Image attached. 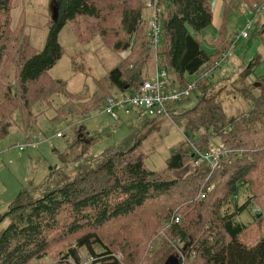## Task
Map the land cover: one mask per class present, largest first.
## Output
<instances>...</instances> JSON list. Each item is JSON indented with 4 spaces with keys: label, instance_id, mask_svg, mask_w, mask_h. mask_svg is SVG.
<instances>
[{
    "label": "trees",
    "instance_id": "obj_1",
    "mask_svg": "<svg viewBox=\"0 0 264 264\" xmlns=\"http://www.w3.org/2000/svg\"><path fill=\"white\" fill-rule=\"evenodd\" d=\"M13 1L0 0V100L13 108L7 113L3 107L8 103L0 106V140L10 133V116L15 113L20 121L15 124L28 135L42 114L35 110L58 95L68 102L55 110L53 123L76 115L75 109H83L80 115L84 119L108 97L147 80L146 69L156 54L170 72L171 86H184L198 78V95L193 107H178L191 95L171 110L176 123L183 121L186 142L171 152L165 171L192 164L190 174L173 178L165 171L149 169L147 155L140 147L146 136H140V131L123 146L99 157L84 162L77 159L78 176L74 180L64 175L58 179L55 172L56 187L47 188L36 199L31 191L19 193L0 216V225L9 221L0 230V264H30L55 252L61 256L60 264H83L82 250L93 259L91 264H121L115 256L118 249L130 251V264H138V258L143 264H264V78L250 82L261 61L256 57L234 79L242 84L234 88L247 106L246 112L230 117L224 111V101L218 99L227 87L212 94L217 84L205 77L230 51L226 19L238 1L224 0L225 17L213 54L204 50L197 38L213 24L210 0H157L162 27L157 50L150 45L143 0H121L119 5L117 0H59V19L52 22L40 51L32 49L22 31L11 30ZM246 1L254 12V5L264 3ZM119 11L121 21H111ZM79 20H85V38L101 37L114 49L129 51L115 68L95 79L97 91L91 97L70 94L65 82L49 74L65 54L59 41L61 31ZM9 64L16 69L13 80L8 79ZM85 97L90 101L87 104ZM157 118L143 116L141 128ZM192 138L197 139L192 142ZM214 138L225 147L219 165L215 169L195 168L193 154L211 150ZM179 188L184 192L174 202L165 201ZM202 192L206 193L204 200L199 196ZM240 195L244 200H239ZM251 205L259 208L256 217L262 216L246 226L239 216ZM143 208L147 211L143 218L158 211L157 231L143 218L138 220L137 229L133 222L125 223ZM137 230L139 241L135 238Z\"/></svg>",
    "mask_w": 264,
    "mask_h": 264
},
{
    "label": "rangeland",
    "instance_id": "obj_2",
    "mask_svg": "<svg viewBox=\"0 0 264 264\" xmlns=\"http://www.w3.org/2000/svg\"><path fill=\"white\" fill-rule=\"evenodd\" d=\"M153 1L155 0H143L145 4L144 23L148 30L149 41L150 19L155 10L159 12L158 6L157 9L156 5L153 6ZM225 1L210 0L213 6V24L197 35V38L203 42L204 50L209 54L215 53L217 49L216 41L220 36V28L225 17ZM237 1L235 9L230 10L226 19V40L234 41V50L230 52L229 58L221 63L219 71L211 77L212 82L217 84L213 88L212 94H216L223 86L227 87L218 99L224 101V111L229 117L238 111L246 112L245 100L234 88L235 86L242 87L241 82L234 79L243 67L259 57L261 62L252 73L250 82L257 83L258 79L264 78V33H260L264 27V10L257 13V11L254 12L250 2ZM121 2V0L115 1L117 5ZM13 3L11 30L13 33L22 31V36L28 39L33 50H42L46 44L50 26L54 21L53 6L55 4L58 6L59 0H14ZM151 4L153 7L150 6ZM257 7L260 8L261 5H254L256 10ZM121 13L120 11L115 12L116 16L111 18V21L119 23ZM250 21L253 23L250 38L235 39L237 35L247 31V24ZM90 24L94 25L92 21ZM85 28H87L85 20H79L61 31L59 41L65 47V54L49 74L51 78L65 82L70 94L76 96L86 93L88 97H91L97 91L95 79L104 77L109 70L115 68L129 55V51H118L113 48L112 43L101 37L85 38ZM8 68V79H15V67L9 64ZM146 70L148 75L146 79H150L155 74V61L151 62ZM197 95L198 93L195 92L189 101L178 105V107L180 109L193 107L197 102ZM0 99H3L1 95ZM85 99L86 103L88 98L85 97ZM67 100L63 95H58L49 104L39 106L35 110L37 113H42L38 125L31 128L28 135L21 131L18 123L15 124V122H20L19 115L15 113L10 116L13 122L10 133L0 140V216L9 210V206L19 193L31 191L34 199L40 197L47 188L52 189L58 185L55 172L58 174V179L64 175L67 176V180H74L78 176L77 165L79 162L77 159L82 162L88 161L101 156L110 149L119 148L137 131H140V136H146L145 139H142L140 147L147 155V167L155 171H165L171 152L186 142L184 125L181 120L176 123L175 120L166 116L158 117L153 124L141 128L142 120L137 119L135 114L130 117L122 116L121 120L117 121L102 112L103 105L85 116L84 119L80 115L83 109H75L76 115L53 123L55 120L53 118L56 116L55 110L68 102ZM5 101L0 100L1 107ZM9 104L6 105L7 107H3L7 113L13 110L11 106L8 107ZM57 133H61L63 137H57ZM26 136L29 140H26ZM196 139L192 138V142ZM32 141L38 142L37 147L26 148L27 143ZM219 144H222L220 140L214 138L210 142V147L213 148ZM21 146L25 147L24 151L19 150ZM192 170L193 166L189 164L182 170L165 171V173L173 178H184ZM182 192H184L183 188H179L177 192L170 193L165 201L174 202L175 197ZM241 199L244 200L240 195L239 200ZM258 212L257 205H251L240 214L239 219L249 226L255 221ZM157 213L158 211H151V216L143 218L147 215V211L143 208L125 223L133 222L137 229L138 220L143 218L142 220L147 226L154 227V230L157 231L154 226L160 220L156 216ZM64 217H62L63 221L66 219ZM152 217L155 218V221L150 220ZM256 219L259 218L256 217ZM261 223L264 224V217ZM8 224L9 221L6 220L0 225V230L5 229ZM111 228L114 229V227ZM158 232L162 233V230ZM131 235L132 240L134 235ZM138 235L137 230L136 241H139ZM118 250L115 251V256L119 262L130 264V251ZM134 254L138 256V253L134 252ZM81 255L83 264L92 263L93 259L87 255L86 251L82 250ZM145 256L146 254H143V259ZM61 261L60 254L55 252L30 264H60ZM137 263L143 264V260L138 258Z\"/></svg>",
    "mask_w": 264,
    "mask_h": 264
},
{
    "label": "built area",
    "instance_id": "obj_3",
    "mask_svg": "<svg viewBox=\"0 0 264 264\" xmlns=\"http://www.w3.org/2000/svg\"><path fill=\"white\" fill-rule=\"evenodd\" d=\"M154 3V4H153ZM153 6L157 9V0L153 1ZM152 4L150 6H152ZM152 6V7H153ZM264 10V4L260 8L257 7V13ZM150 43L154 50H157L160 44L161 36V23L159 18V12L155 10L153 16L150 19ZM253 23L250 21L247 24V31H244L241 35H237L235 39L250 38V31L252 30ZM234 41H230V51L224 55L220 62L216 63L212 69L205 74V77H212V74L219 71L221 63L229 58L230 52L234 50ZM161 58L158 54L155 56V74L143 82L137 87H127L125 90L120 91L114 96L108 97L103 104L102 112L112 117L114 120H121L122 116L130 117L133 114L137 119L141 120L143 116L149 118L155 117H168L172 119V108L177 103H181L184 99L189 98L197 89L198 78L191 79L184 86H171L170 72L161 64ZM57 137H62L61 133H57ZM38 142L32 141L27 143L26 148H36ZM20 151H24L25 147H20ZM225 151L223 144H219L213 147L211 150L205 152H196L193 154L195 168L210 167L212 169L217 168L219 165L222 153ZM211 189L209 188L208 191ZM200 199L206 198V193H200ZM176 222L179 221V217H176Z\"/></svg>",
    "mask_w": 264,
    "mask_h": 264
},
{
    "label": "water",
    "instance_id": "obj_4",
    "mask_svg": "<svg viewBox=\"0 0 264 264\" xmlns=\"http://www.w3.org/2000/svg\"><path fill=\"white\" fill-rule=\"evenodd\" d=\"M60 9H61V4L58 3V6L55 4L53 6V20H54V23H56L59 19V16H60ZM262 216V213L258 214L257 215V218H260Z\"/></svg>",
    "mask_w": 264,
    "mask_h": 264
},
{
    "label": "crops",
    "instance_id": "obj_5",
    "mask_svg": "<svg viewBox=\"0 0 264 264\" xmlns=\"http://www.w3.org/2000/svg\"><path fill=\"white\" fill-rule=\"evenodd\" d=\"M63 137V136H62Z\"/></svg>",
    "mask_w": 264,
    "mask_h": 264
}]
</instances>
